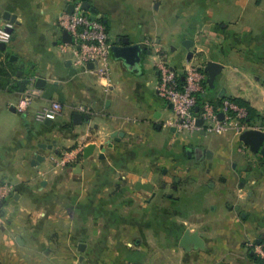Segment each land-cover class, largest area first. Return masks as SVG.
I'll use <instances>...</instances> for the list:
<instances>
[{"label":"crops","instance_id":"obj_1","mask_svg":"<svg viewBox=\"0 0 264 264\" xmlns=\"http://www.w3.org/2000/svg\"><path fill=\"white\" fill-rule=\"evenodd\" d=\"M83 2L114 42L142 46L139 69L110 54L99 77L63 50L58 20ZM5 11L16 22L0 50V182L12 186L0 209V264H262L245 242L264 237V155L233 131L191 137L166 126L172 107L156 93L155 61L179 71L221 64L203 100L241 98L264 130V0H0V24ZM30 79L37 93L21 112ZM53 101L62 110L38 120ZM195 147L210 157L196 159ZM72 149H80L73 165L54 166ZM241 190V207L224 204ZM187 191L191 199L216 191L217 200L190 205ZM185 229L201 247L179 246Z\"/></svg>","mask_w":264,"mask_h":264},{"label":"built area","instance_id":"obj_2","mask_svg":"<svg viewBox=\"0 0 264 264\" xmlns=\"http://www.w3.org/2000/svg\"><path fill=\"white\" fill-rule=\"evenodd\" d=\"M58 24L70 34V41L64 43L62 47L63 50L69 49L73 53L74 63L77 65L91 63L90 70L93 74L107 77L112 38L104 21L99 17L91 18L89 14L82 11L81 5L77 3L71 13L61 15ZM10 26L11 24L8 23L0 24V43L7 45L10 42L11 33L8 30ZM155 67L158 72L156 93L172 107V114L165 121L166 126L173 128L176 132L192 134L203 131L218 135L229 131L239 135L244 130L255 128L241 121L246 116L245 109L228 98L221 99L219 103L207 100L197 102V95L204 92L207 78L202 63L194 61L179 71L166 59L158 57ZM36 93L37 90L30 80L29 86L16 103V109L21 112L27 110ZM76 109L84 110L82 106H78ZM61 110L62 105L53 101L38 111L36 118L38 120L52 118ZM219 113L222 114L221 118L218 116ZM198 119H201L200 125L197 124ZM80 149L63 151L53 159L54 166L73 165ZM11 192L12 186L9 183L0 182V202H4ZM256 251L264 257L263 249L257 248Z\"/></svg>","mask_w":264,"mask_h":264},{"label":"water","instance_id":"obj_3","mask_svg":"<svg viewBox=\"0 0 264 264\" xmlns=\"http://www.w3.org/2000/svg\"><path fill=\"white\" fill-rule=\"evenodd\" d=\"M81 8L84 10H87L88 4L86 2H83L81 4ZM72 10H73V6L71 5L70 13L72 12ZM93 13L94 12H92V14L90 15L91 18L95 17ZM15 16L16 15L5 11L3 13L2 18H3V20L7 21L8 24H14L16 22ZM8 30L10 31L11 27ZM63 37H64V40L66 42L70 41V34L66 30L63 31ZM5 48H6V44L0 43V50H4ZM142 51H143V48L139 43H130L127 39H122L120 41L117 40V42H114L112 40V46H111L112 56L116 59H121L123 61L124 65L129 70L139 69L141 62H142ZM14 59H15L14 55L9 56V61H12ZM66 64H68V62ZM88 65L90 67L92 66L91 63H88ZM203 70L207 74L206 83H208V85L210 87H212L215 76L221 70V64H219L215 61H212V60H208L204 64ZM30 80H32V79H30ZM28 81H29V79L28 80L22 79L20 82L19 88L23 89ZM44 82H45L44 79H42L40 77H36L34 79L35 87L40 88V89H42ZM196 109H197V107H196ZM11 110L13 111L12 107H11ZM218 116L221 118L222 114L219 113ZM197 124H199V125L201 124V119L197 120ZM114 135H115V133L112 134L113 137H114ZM239 140L243 144L247 145L252 152H254V153L259 152L262 155H264V130H261L258 128H251V129L244 130L239 134ZM41 147H44V146L41 145ZM94 147H95V144H93V143L87 144L83 148V153H82L83 157L84 158L88 157L93 152ZM193 151H194L196 159L201 158L203 155H205L206 157H210V155H211V151L209 149L203 150L200 147H195ZM190 152L191 151L189 150L188 151L189 155H191ZM36 158L38 160H40V159L42 160L43 157L38 155V156H36ZM135 188L136 189H144L147 192L153 193V191H152L153 186L150 182L141 183L140 181H137L135 183ZM3 204H4V202H0V209L2 208ZM191 245H193L194 247H201L202 241H201V239L198 236L196 231L190 232L189 229H185V231L183 232V234L180 238L179 246L187 249Z\"/></svg>","mask_w":264,"mask_h":264},{"label":"rangeland","instance_id":"obj_4","mask_svg":"<svg viewBox=\"0 0 264 264\" xmlns=\"http://www.w3.org/2000/svg\"><path fill=\"white\" fill-rule=\"evenodd\" d=\"M252 126H255V125H252ZM187 136H191V137H195L196 135H197V132H195V133H192V134H190V133H185ZM208 135H212V136H214L215 134H208ZM237 183V181H235V184ZM236 189H238V188H236ZM182 192V191H181ZM173 193V192H172ZM183 193V192H182ZM191 193H193V191H187V195H188V197H189V199H188V203H190V205L191 204H200V205H207V206H205V207H209L208 205L210 204V198L212 197L213 199H216L217 200V196H216V191H200V193H202V194H199L200 196L201 195H203L204 197L202 198V197H200V198H193V199H191L192 197L190 196L191 195ZM219 193V192H218ZM217 193V194H218ZM234 193H237V194H239L238 196H239V198H232V197H229V198H226V200L224 201V204L225 205H234V204H238V205H240L238 202H237V200L236 199H238V201H239V199H242V197H243V191L241 190V191H234ZM165 195V194H164ZM162 196L159 198V200L157 201V203H159V202H162ZM191 200H192V202H191ZM240 207H241V205H240ZM199 219V218H198ZM197 219V217H196V219L195 220H198ZM263 240H264V237L263 238H261V239H257V241H246L245 243L247 244V247H249L250 249H251V252L254 254V256L256 257V258H260L263 262H264V257H262L261 255H260V253L258 254L257 253V248L258 249H263ZM264 250V249H263Z\"/></svg>","mask_w":264,"mask_h":264},{"label":"trees","instance_id":"obj_5","mask_svg":"<svg viewBox=\"0 0 264 264\" xmlns=\"http://www.w3.org/2000/svg\"><path fill=\"white\" fill-rule=\"evenodd\" d=\"M204 86H206V83L204 84ZM203 95L200 93L197 95V102H201L203 100ZM230 101L234 102L235 104H237L238 106L242 107L245 109L246 111V116L241 120L243 123L248 124L249 126H252L255 124L256 120L261 119L262 117L256 112L255 109H253L249 103L241 98H230L227 97ZM221 100V99H220ZM220 100H218L217 103L220 102ZM264 242V240H263ZM263 249H264V243H263ZM256 260L258 262H261L262 264H264V262L260 259V258H256Z\"/></svg>","mask_w":264,"mask_h":264},{"label":"flooded vegetation","instance_id":"obj_6","mask_svg":"<svg viewBox=\"0 0 264 264\" xmlns=\"http://www.w3.org/2000/svg\"><path fill=\"white\" fill-rule=\"evenodd\" d=\"M186 154H188L187 150H186ZM192 155L195 157V154L194 153Z\"/></svg>","mask_w":264,"mask_h":264}]
</instances>
